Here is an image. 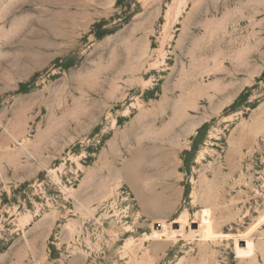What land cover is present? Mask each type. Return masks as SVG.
I'll list each match as a JSON object with an SVG mask.
<instances>
[{"label":"rangeland","instance_id":"374dc122","mask_svg":"<svg viewBox=\"0 0 264 264\" xmlns=\"http://www.w3.org/2000/svg\"><path fill=\"white\" fill-rule=\"evenodd\" d=\"M0 264H264V0H0Z\"/></svg>","mask_w":264,"mask_h":264}]
</instances>
